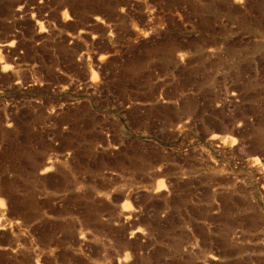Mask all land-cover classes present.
Returning <instances> with one entry per match:
<instances>
[{
    "label": "rangeland",
    "instance_id": "rangeland-1",
    "mask_svg": "<svg viewBox=\"0 0 264 264\" xmlns=\"http://www.w3.org/2000/svg\"><path fill=\"white\" fill-rule=\"evenodd\" d=\"M11 2L0 264H264V0Z\"/></svg>",
    "mask_w": 264,
    "mask_h": 264
},
{
    "label": "trees",
    "instance_id": "trees-1",
    "mask_svg": "<svg viewBox=\"0 0 264 264\" xmlns=\"http://www.w3.org/2000/svg\"><path fill=\"white\" fill-rule=\"evenodd\" d=\"M5 1H7L8 3L11 2V0H0V2H2V3H4ZM17 1H20V0H13L11 3H16ZM5 10L6 9L2 6L1 11H0V15H2L3 12H5ZM8 30H10L9 27L4 28V29H0V37L5 35L6 34L5 32H7ZM8 36H10V35H8ZM15 45H18V38H16V40H15Z\"/></svg>",
    "mask_w": 264,
    "mask_h": 264
},
{
    "label": "water",
    "instance_id": "water-1",
    "mask_svg": "<svg viewBox=\"0 0 264 264\" xmlns=\"http://www.w3.org/2000/svg\"><path fill=\"white\" fill-rule=\"evenodd\" d=\"M4 41H5L4 38H1V39H0V42H4Z\"/></svg>",
    "mask_w": 264,
    "mask_h": 264
},
{
    "label": "bare ground",
    "instance_id": "bare-ground-1",
    "mask_svg": "<svg viewBox=\"0 0 264 264\" xmlns=\"http://www.w3.org/2000/svg\"><path fill=\"white\" fill-rule=\"evenodd\" d=\"M9 41H10V40H9ZM9 41H8V42H9Z\"/></svg>",
    "mask_w": 264,
    "mask_h": 264
}]
</instances>
